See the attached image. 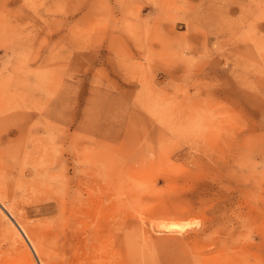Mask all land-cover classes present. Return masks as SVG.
I'll use <instances>...</instances> for the list:
<instances>
[{"label":"rangeland","instance_id":"374dc122","mask_svg":"<svg viewBox=\"0 0 264 264\" xmlns=\"http://www.w3.org/2000/svg\"><path fill=\"white\" fill-rule=\"evenodd\" d=\"M39 261L264 264V0H0V264Z\"/></svg>","mask_w":264,"mask_h":264},{"label":"bare ground","instance_id":"6f19581e","mask_svg":"<svg viewBox=\"0 0 264 264\" xmlns=\"http://www.w3.org/2000/svg\"><path fill=\"white\" fill-rule=\"evenodd\" d=\"M11 213H12V212H11ZM21 228H22V227H21ZM22 229H23V228H22ZM22 229H21V230H22ZM22 231H24V230H22ZM33 248H34V247H33ZM34 251H35V250H34ZM39 262H40V261H39ZM40 264H41V262H40Z\"/></svg>","mask_w":264,"mask_h":264}]
</instances>
